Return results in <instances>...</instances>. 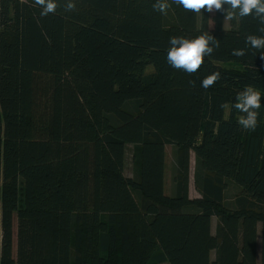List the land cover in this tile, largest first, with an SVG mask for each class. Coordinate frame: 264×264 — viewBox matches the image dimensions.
<instances>
[{
    "label": "trees",
    "instance_id": "trees-1",
    "mask_svg": "<svg viewBox=\"0 0 264 264\" xmlns=\"http://www.w3.org/2000/svg\"><path fill=\"white\" fill-rule=\"evenodd\" d=\"M56 2L41 17L34 0H0V264H264V58L245 44L259 21L226 28V13L171 0L164 14L155 0ZM205 32L219 47L198 72L167 63L170 37ZM247 85L262 93L254 131L231 107Z\"/></svg>",
    "mask_w": 264,
    "mask_h": 264
},
{
    "label": "clouds",
    "instance_id": "clouds-1",
    "mask_svg": "<svg viewBox=\"0 0 264 264\" xmlns=\"http://www.w3.org/2000/svg\"><path fill=\"white\" fill-rule=\"evenodd\" d=\"M171 3L181 6L186 11L200 13L202 9L208 12L222 11L226 13L224 20H233L252 16L262 25L258 29L264 33V0H171ZM34 4L39 6L40 16L45 17L55 13L59 7L56 0H34ZM227 5V8H224ZM170 7L168 0H155L152 4L154 11L161 14L166 13ZM65 11L72 12L76 9L74 0H66ZM170 48L167 50V63L176 70H183L188 74H195L204 63L205 56L211 55L219 47V40L213 35L205 32L194 39L173 36L169 39ZM245 44L258 50L264 58V35H247ZM232 55L243 57L246 55L245 49H234ZM221 79L219 72H214L201 81V87L208 89ZM194 85V81H189ZM262 93L252 85H247L238 92L235 103L231 105L234 109L243 113L238 123L244 130L254 131L258 126V110L261 108ZM227 105L222 104L221 107Z\"/></svg>",
    "mask_w": 264,
    "mask_h": 264
},
{
    "label": "rangeland",
    "instance_id": "rangeland-1",
    "mask_svg": "<svg viewBox=\"0 0 264 264\" xmlns=\"http://www.w3.org/2000/svg\"><path fill=\"white\" fill-rule=\"evenodd\" d=\"M211 16L214 15L215 10L213 12H210ZM212 25V23H211ZM230 26L229 20L225 19V27L228 28ZM224 66L226 67H230V68H235V69H239L240 67L236 64H225L223 63ZM153 67L151 65H149L146 68V73H152L153 72ZM134 152L135 149L132 145H127L126 147V153H125V169H124V174L126 177L128 178H132L134 177V173H135V163L133 160V156H134ZM174 152H175V148L171 145H168L166 148V169H165V193L167 195H172L173 194V173H174ZM190 166H191V173H190V183H189V195L190 198L192 200L198 199L200 198V194L198 192V190L195 187V182H194V171H195V154L192 153L191 154V159H190ZM237 192V188L235 186H231L228 189L227 192V196L228 197H232L233 195H235ZM216 226H217V218L214 217L213 221H212V232L215 234L216 231ZM16 231H17V224L15 221L14 224V233H15V241H16ZM215 257V253H212V259H214ZM161 264H169L168 262H164Z\"/></svg>",
    "mask_w": 264,
    "mask_h": 264
}]
</instances>
